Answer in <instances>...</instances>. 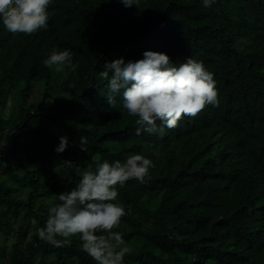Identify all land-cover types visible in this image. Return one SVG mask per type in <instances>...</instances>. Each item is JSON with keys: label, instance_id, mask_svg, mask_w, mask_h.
I'll use <instances>...</instances> for the list:
<instances>
[{"label": "trees", "instance_id": "obj_1", "mask_svg": "<svg viewBox=\"0 0 264 264\" xmlns=\"http://www.w3.org/2000/svg\"><path fill=\"white\" fill-rule=\"evenodd\" d=\"M47 12V28L31 35L0 20V264H96L79 235L54 247L37 229L84 171L132 154L154 167L143 183L117 184L110 201L126 212L112 230L132 249L123 264H264V0H52ZM53 49L70 50L76 70L53 75L43 63ZM145 51L202 62L218 106L162 137L137 136L138 117L100 72ZM38 81L45 89L27 103Z\"/></svg>", "mask_w": 264, "mask_h": 264}, {"label": "clouds", "instance_id": "obj_2", "mask_svg": "<svg viewBox=\"0 0 264 264\" xmlns=\"http://www.w3.org/2000/svg\"><path fill=\"white\" fill-rule=\"evenodd\" d=\"M120 2L125 8L139 7V0ZM214 2L202 0L205 7ZM51 3L52 0H0V20L11 33L31 35L47 28V9ZM43 63L55 67L57 72L66 67L75 71L78 67L72 63L68 49H53ZM103 67L100 76L107 81L110 92L120 93L123 109L138 117L137 136L143 129L162 137L166 129L177 126L182 116L195 117L207 105L218 106L213 74L205 70L202 62L191 58L177 65L164 53L145 51L137 61H125L121 57L106 62ZM107 102L111 108L116 107L114 95H108ZM86 143L81 136L83 151ZM66 147L67 137L61 136L54 151L62 153ZM151 167H154L152 161L140 154L130 155L123 164L97 161L95 171H84L78 185L57 194L60 203L49 208L45 226L37 229L38 237L54 247H63L70 242L69 237L79 235L81 250L96 264H123L132 249L120 232L112 230L126 212L121 205L110 201H115L118 195L117 184L122 186L130 179L143 183Z\"/></svg>", "mask_w": 264, "mask_h": 264}, {"label": "rangeland", "instance_id": "obj_3", "mask_svg": "<svg viewBox=\"0 0 264 264\" xmlns=\"http://www.w3.org/2000/svg\"><path fill=\"white\" fill-rule=\"evenodd\" d=\"M52 71H53V75L56 73L55 71V67H52ZM45 89V86H44V83L42 81H38V82H35L33 83L30 88H29V91H30V97L27 99V103H30L32 102L33 100H38L39 97L41 96V92ZM50 92L53 91V87H50ZM17 93H18V89L17 90H14L13 91V96H17ZM15 96V97H16ZM15 101L12 100L10 102V105L13 107L14 106V103Z\"/></svg>", "mask_w": 264, "mask_h": 264}]
</instances>
